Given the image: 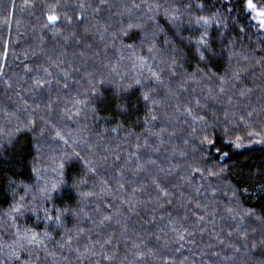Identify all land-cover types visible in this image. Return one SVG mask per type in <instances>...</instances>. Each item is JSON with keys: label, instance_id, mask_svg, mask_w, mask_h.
Returning <instances> with one entry per match:
<instances>
[{"label": "trees", "instance_id": "16d2710c", "mask_svg": "<svg viewBox=\"0 0 264 264\" xmlns=\"http://www.w3.org/2000/svg\"><path fill=\"white\" fill-rule=\"evenodd\" d=\"M81 4L85 7L81 8ZM133 4H141V7L133 8ZM246 4L247 0H106V4L100 6V0H0V261L6 259V253L11 250L8 246L15 240V229L5 216L13 204V191L19 199L24 195L22 186L36 185L35 169L49 182L63 181L55 194L54 206L68 211L63 218V228L47 229L51 239L46 241L45 247L33 250L32 264H218L221 260L236 264L241 260L239 254L245 251L251 256L246 264L264 261V187H261L264 185V145L236 150L225 143L235 136H226L223 131L226 126L232 127L225 122V111L229 113L228 119L237 123L241 114L247 117V112L252 111L253 130H260L264 125V30L258 23L264 19L259 15L264 12V0H252L254 11ZM149 6H152L151 11ZM109 13L116 14L111 17L112 23H109ZM50 14L60 19L54 27L45 28ZM216 14L219 19L212 20L207 27L209 50L201 60L196 41L204 27L195 21L200 16L212 18ZM81 15L84 19L77 20ZM172 15L178 17L175 24L168 18ZM150 16L152 19L148 18ZM135 21L142 27L133 28L125 36L122 29ZM93 23L99 37L103 34L108 39L117 33L108 43L106 56L95 58L97 63L87 61V57H93L95 47H87L91 34H83ZM105 27L108 31L102 32ZM153 44L155 48L150 53L148 49ZM173 57L178 61L175 77L168 70ZM57 60H62L63 66L49 68L53 75L45 76L42 67H49L50 62ZM144 61L151 65L152 71L161 73L163 69V84L149 81L151 72ZM25 67L33 71L26 73ZM63 72L68 73L67 80ZM39 77L51 83L38 89L33 80ZM224 77L228 79L225 85L228 92L223 102L207 101L206 119L216 125L214 133L208 129L215 147L200 152L197 146L204 135L202 125L194 124L197 132L192 133L190 120L176 118L179 116L176 106L182 111L187 106L186 100H191L194 111L203 112V109H195V99L205 103L209 89L218 93L220 79ZM185 78L190 80L188 91L171 97L161 113L142 98L145 91L155 88L153 95L162 99L166 86L185 87L182 84ZM137 79L140 85L136 84ZM100 80L105 83L100 84ZM65 84L68 87H64ZM241 91L245 93L243 97L239 95ZM228 96H232L234 105H228ZM150 110L157 115L156 121H151ZM233 112L235 117L231 115ZM166 117H171L175 125H167ZM29 121L31 130L16 131ZM243 127L235 129L236 134ZM160 128L167 129L162 134L164 143L160 151L142 147L145 140L152 146L160 143L146 132L147 129L159 132ZM185 140L189 141L187 145ZM244 143L249 141L245 139ZM181 151L186 155H179ZM223 152H227L228 157H224ZM137 155L139 163L144 164L151 158L156 160V165H145L144 171L134 174ZM189 164L203 170L204 178L197 173L192 186L181 187L183 181L179 177L186 175ZM88 168L93 171L89 172ZM160 168L171 169L172 175L159 172ZM221 168L225 171L220 176L207 175L208 170L219 172ZM117 172H122L120 179L116 178ZM156 175L166 186L169 198L179 197L183 191L184 196L195 197L202 205H209L207 211L211 215L206 217L207 222L202 228L194 229L191 237H186L187 242L179 252L175 251L177 245L170 242L175 234L165 228L168 212L154 210L157 193L151 180ZM120 183L124 184L123 189L119 188ZM144 185L147 187L142 188ZM196 186L200 187L199 195L194 190ZM229 186L246 191L233 197ZM134 188L141 190L133 193ZM88 192L95 195L81 196ZM121 200H131L136 204L135 210L129 211V205H121ZM138 200L143 203H136ZM178 203L179 200H174L173 205L166 207L177 212ZM47 206L53 207V203ZM115 206L120 207V215L98 227L102 215L116 212ZM81 209L83 215L77 219L73 213ZM185 211L179 209L178 215L183 216ZM195 212L201 214L199 209ZM85 215L90 219H84ZM188 215L191 217L188 223L192 224L195 217ZM161 216L165 217L163 221ZM18 223L23 231L34 225L35 218L29 214L20 217ZM77 225L85 231L79 239L73 240V249L83 251L96 241L112 236V243L105 246V251L109 255L114 253V259L104 260L98 245V254L88 258L78 257L67 247L61 248L59 242L65 231L70 229L76 236ZM35 230L43 233L46 229L40 223ZM133 244H140V251L151 250L152 254L137 259L133 253L138 250ZM253 245L256 246L254 251ZM237 248L239 256L235 255ZM28 259L29 254L25 252L22 261Z\"/></svg>", "mask_w": 264, "mask_h": 264}, {"label": "snow or ice", "instance_id": "6c2138e0", "mask_svg": "<svg viewBox=\"0 0 264 264\" xmlns=\"http://www.w3.org/2000/svg\"><path fill=\"white\" fill-rule=\"evenodd\" d=\"M106 4V0H100V6H104ZM81 8H84L85 5L81 4ZM133 8H140L141 4H133ZM158 7V5L156 6ZM246 7L249 10L254 11V5L252 4V0H247ZM100 7H97L96 11H99ZM152 10V6H149V11ZM243 11V8L241 9ZM260 16H264V12L259 14ZM149 19H152V17H148ZM170 22L175 24L176 21L178 20V17L175 15L169 16L168 17ZM60 19V17L56 14H50L47 16V21L44 25L45 28H49L50 26L54 27L55 22ZM77 20H83L84 16H77ZM214 19H219V14H216L212 18L200 16L196 19L195 23L197 25H201L204 27V32L201 33L200 39L196 41L197 44V52L200 56L201 60L205 59V54L204 52L209 50V44H208V39H207V27L210 26L211 21ZM71 20H68V23H71ZM259 26L262 30H264V19L259 20ZM142 26L140 24H128L127 29H122V32L125 36L129 35V32L133 28H141ZM102 32H107L108 27H105L101 30ZM55 35H59V33H54ZM75 35V33H73ZM67 39V37H65ZM101 40H104L103 34L100 36ZM115 39V37H114ZM79 43V41H77ZM167 43V41H166ZM87 47H91V45H87ZM129 49L132 48V45H127ZM155 48V45L153 44L152 47H149L148 51L151 53L153 52ZM203 49L204 51H202ZM7 45H5L4 49V58H7ZM81 56L84 55L83 52L80 53ZM143 60V58H141ZM155 59V57H153ZM63 61L62 60H57L55 62H50L49 67H42V71L45 74V76H52L53 73L49 70V68H60L63 66ZM178 61L173 57L171 64L169 65V72L172 77H175L177 75L176 71V65ZM145 66L149 68V71L151 72L150 77H148L149 81H156L159 84H163V77H162V72L163 69H161V73H157L155 71H152L151 65H148L146 61H144ZM2 68V66H0ZM38 71L40 69H37ZM24 71L26 73H31L33 71L32 68L25 67ZM78 71V69H77ZM199 72V69L197 70ZM62 75L64 76L65 80L68 78V73L63 72ZM92 74L89 73V76ZM196 74L193 73L192 77H194ZM233 76L235 78H238V74L234 73ZM43 81V82H42ZM190 80L189 78H185L182 81V84L185 85V87L178 88V89H173L170 85L166 86V93L165 96L162 99H157L153 93L156 92L155 88H149L147 91L143 93V100L146 102H151L153 105L154 109H158L161 107V105L164 103L165 100H167L169 97H174L178 95L179 93L187 92L188 88L187 85L189 84ZM197 84H199V81H195ZM45 83H51V80H45L43 77H39L33 80V84L39 89L43 88ZM59 83V81H57ZM90 84H93V81H89ZM100 84H104V80L99 81ZM228 83V79L226 77L220 79V86H219V92L218 93H213L212 89H209V95L205 97V103H201L199 99H195V109L200 110L203 109V112L200 111H194L193 109V104L192 101L189 100L187 102V106L183 107V110L181 111V107L179 105L176 106V112L179 113V116L176 117L179 119L180 117H183L185 121L190 120L192 123L189 125L192 127V133L197 132V128L194 127L193 125L196 123H200L202 125V131L204 132V135H202L199 138V144L197 146V150L200 152L206 151L208 147H215V140L210 138L208 129H211L212 132L214 133L216 130V125L215 123L209 124L208 120L206 117L208 116V100H212L214 102H223V98L225 95H227L228 89L225 87V85ZM136 84L140 85L141 81L139 79L136 80ZM64 87H68L67 84L64 85ZM93 87L95 88V85L93 84ZM195 91V89H193ZM248 91H251V89H248ZM240 97H243L245 95L244 91H241L239 93ZM77 103H81V101H77ZM86 103V101H84ZM228 105H234V100L232 96H228L227 99ZM37 107H39L37 105ZM49 108H51V104H49ZM77 115L79 112L76 113ZM215 115V113H213ZM232 117L236 116V113L233 112ZM253 112L248 111L247 112V117H244L243 114H241L239 123H237L235 120H229V113L225 111V117H226V124H231L232 127H224L223 131L226 136H231L234 135V139H227L225 141L226 144H228L230 147L240 150V149H245V148H251L253 145H264V125L260 126V130H253V122H251L250 118L252 117ZM149 116L151 117V121H156L158 119L157 115L154 114L152 110L149 111ZM69 119L72 117L69 116ZM167 119H171V117H166ZM146 122H148L146 120ZM240 125H243V129L240 131L239 134H236L235 129L239 128ZM32 127V122L29 121L24 125L23 128L18 127L16 129L17 132L24 131V130H31ZM166 128H160L159 132H153L151 129H147V135L149 137H156L160 143L152 146L148 143L147 140H145V143L142 147L145 149L151 148L153 152H159L161 146L164 143L163 140V133L166 132ZM57 136H60V133H57ZM253 137H259L258 139H253ZM62 138V137H61ZM247 139L249 141L248 144H245L244 141ZM67 143V141H65ZM184 143L187 145L189 143L188 140H185ZM139 147L137 148V152L139 151ZM217 152H220V149H217ZM210 154V152H209ZM75 156H79V153H74ZM173 155H176L175 150H173ZM179 155L184 156L186 155L185 151H181ZM222 155L224 157H228L227 152H223ZM120 158L117 156V160ZM139 155H137V164L136 167L133 169L134 174L139 173L145 170V165H156V160L149 158L148 160L145 161L144 164L139 163ZM127 163H131V161H128ZM64 165L61 164L60 168L63 169ZM188 171L185 176H180L179 179L183 181V185L181 187L187 185V186H192V182L195 178V174L199 173L201 178H204V172L201 170L196 164H189L188 165ZM35 174H36V180L37 184L36 185H27V186H22V190L24 192V195L19 196V199H16L17 193L13 191V204L10 207L9 211L5 213V216L8 217V220L10 222V226L15 229V232L13 235L15 236V240L12 245H9L8 247L11 249L6 253V259L3 261H0V264H9V262H12V264H32L31 261V254L34 249H39L43 248L46 245V241L51 239V235L47 229L49 227L54 226L55 229H60L64 227V216L66 212L68 211L67 209H57L54 206V198L55 194L60 191V184L63 183V181H56V182H49L47 179H45L42 175L39 169H35ZM89 172H92V168H88ZM225 171L224 168H221L219 172L213 171V170H208L207 175L209 177L212 176H220L223 172ZM159 172L165 173L167 175H172V170L168 169L165 170L163 168L159 169ZM117 176H122V172H117ZM43 180L44 182L41 184L39 181ZM83 183V181H81ZM151 185L152 187L156 190L157 193V200L156 203L154 204V210H163L165 212H168V223L165 225V228L168 229V231L172 232L175 234L174 238L171 239V243L174 245H177L175 248V251L179 252L183 249L184 244L187 242L186 237H191L193 235V230L196 228H202L203 224L207 222L206 217L210 216L211 213L207 211V208L209 205H202L201 201L196 200L195 197L188 198L184 196L183 191L180 192L179 197L175 198H169L170 194L166 188V186H163L161 181H160V176L156 175L154 178L151 180ZM147 187L146 185L142 186V188ZM261 187H264V185H261ZM119 188L123 189L124 184L120 183ZM141 189H133V193L136 191H140ZM195 192L197 195L200 194V187L196 186L195 187ZM229 190L232 191L233 197L237 195L240 191H246V189H241V188H232L229 186ZM107 189H105V192L107 193ZM95 195V193H81V196H92ZM213 196H215V192L212 193ZM161 198L164 199V202H161ZM174 200H179V203L177 205V212H171L169 211L167 206H171L174 203ZM195 200V203L193 201ZM53 203V207H48L47 205L49 203ZM127 203L129 205V211H134L136 204H133L131 200H121L120 204L123 205ZM136 203H143L142 201H137ZM147 203H152V201H148ZM116 207V212L112 213L110 215H102V218L99 220V226L105 225L106 222H111L113 219H115L118 215H120L121 209L119 206ZM179 209H185V214L183 216L178 215ZM199 209L200 210V215H196L195 210ZM83 210L81 209L80 211H77L73 213L79 219L81 217V212ZM229 212L232 211L231 208L228 209ZM97 212H100V209H97ZM188 213H191L192 216L195 217V221L192 224H189V220L191 217L188 215ZM31 215V217L35 218V223L32 227H25L23 231H21L20 225L18 223L20 217H27L28 215ZM245 215H249V213H245ZM84 219H90L86 215L84 216ZM165 219L164 216L160 217V220L163 221ZM120 221L117 220V223ZM40 223L44 224L45 231L43 233L38 232L35 230L37 226H39ZM84 228L80 227L77 225L76 229V236L72 235V231L70 229H67L65 231V236L61 238V241L59 242V246L61 248L67 247L70 251L76 252L78 257H84L88 258L89 256H95L97 255V245L99 246L100 252L99 254L102 255L104 260H112L114 259L115 254L113 253L112 255H109L105 251V246L110 245L112 243V236H108L106 239H104L102 242L96 241L94 244H92L91 247H85L83 251H80L79 249H73L72 243L74 239H79V237L84 233ZM165 236L168 235V232L164 233ZM231 236V233L228 234ZM66 237V238H65ZM157 240L160 239V236L157 235L156 237ZM241 239H244V237H241ZM143 243V241L141 242ZM223 243V241H221ZM133 247L137 249V252H134L133 255L137 259H143L145 255H151L152 252L151 250L148 251V253H144L143 251H140L141 245L140 244H133ZM247 247V245H245ZM255 245L252 246V250H255ZM0 250H2V246H0ZM240 249L237 248L236 252H239ZM27 252L29 254V259L22 261V256L23 254ZM38 259V257H37ZM183 264V262H181ZM261 264H264V261H261Z\"/></svg>", "mask_w": 264, "mask_h": 264}, {"label": "rangeland", "instance_id": "374dc122", "mask_svg": "<svg viewBox=\"0 0 264 264\" xmlns=\"http://www.w3.org/2000/svg\"><path fill=\"white\" fill-rule=\"evenodd\" d=\"M109 16H110V18L111 17H114L116 14L115 13H113V14H111V13H109L108 14ZM119 16H121V15H118V17ZM112 19V18H111ZM109 20V23L111 22H113V19L112 20ZM140 20H141V18H140ZM135 24H138V22H136L135 21ZM141 26H142V24H141ZM96 30H97V28H96V26H95V24L93 23V24H91L89 27H86L85 28V30H84V32H83V34H91V39L89 40L90 41V45H91V48L92 47H95V52L93 53V57H87V61L90 63V62H92L93 60V62L95 63L96 62V59L97 58H100V59H102L101 57H103V56H106V48H107V46H108V43L110 42V39H112V38H114L115 37V35L114 34H117V33H115L114 32V34H112L111 36H109L108 37V39H107V37H105L104 36V40H101L100 39V37H99V35H97V33H96ZM118 32V31H117ZM118 33H120V31L118 32ZM97 42H99V44H97ZM96 58V59H95ZM86 60V59H85ZM84 60V61H85ZM97 63V62H96ZM231 67H232V65H231ZM88 77H90L89 75H88ZM107 82H108V80H107ZM109 83V82H108ZM179 88H181V87H179ZM174 89H177V88H174ZM177 97V95L175 96V98ZM171 99V97H169L167 100H165L164 101V103L161 105V107L160 108H158L157 110L161 113V111L166 107V103L169 101ZM189 100H186V102H188ZM174 111H175V109H174ZM170 123H172L173 125H175V122H174V120H172V121H170V119H169V122H168V124L167 125H170ZM0 133H1V131H0ZM2 134V133H1ZM98 167H99V165H98ZM101 167H102V165H101ZM103 167H105V166H103ZM116 178L118 179L119 177L118 176H116ZM120 179V178H119ZM101 184H102V182H101ZM100 191V190H99ZM102 191V190H101ZM83 215V213H81V216ZM78 224H80L81 223V221H79L78 220V222H77ZM74 234H75V232H74ZM214 248H215V246H214ZM236 256H239L240 255V258H241V260L239 259L237 262H236V264H246L247 262H248V260H250L251 259V256H250V254H249V252H241L239 255L237 254V252H236V254H235ZM234 255V256H235ZM234 256L232 257V258H234ZM239 258V257H238ZM231 259V258H230ZM231 260H233V259H231ZM234 261V260H233ZM226 262H228V260L226 261V260H221V262H219L218 264H226Z\"/></svg>", "mask_w": 264, "mask_h": 264}]
</instances>
